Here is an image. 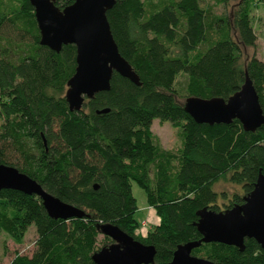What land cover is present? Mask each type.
Instances as JSON below:
<instances>
[{"label": "trees", "instance_id": "trees-1", "mask_svg": "<svg viewBox=\"0 0 264 264\" xmlns=\"http://www.w3.org/2000/svg\"><path fill=\"white\" fill-rule=\"evenodd\" d=\"M73 3L55 4L65 9ZM256 3L117 0L107 17L141 85L114 73L110 91L72 112L66 93L77 68L76 47L57 53L41 45L30 0H0V164L85 213L56 220L38 196L1 191L0 230L18 244L32 226L37 234L32 256L17 255L10 264H95L93 256L113 243L101 232L106 224L154 246L155 264H171L179 246L202 240L198 213L243 204L264 176V126L246 132L238 120L198 124L174 87L184 74L188 97L227 101L248 75L264 110V61L247 54L257 46ZM230 6L229 15L215 13ZM156 120L182 131L179 153L159 149ZM133 182L160 219L145 238L137 235ZM222 182L239 191L219 193ZM192 254L216 264H264V248L254 239L245 240L244 251L203 243Z\"/></svg>", "mask_w": 264, "mask_h": 264}, {"label": "water", "instance_id": "water-1", "mask_svg": "<svg viewBox=\"0 0 264 264\" xmlns=\"http://www.w3.org/2000/svg\"><path fill=\"white\" fill-rule=\"evenodd\" d=\"M57 0H30L41 34V45L59 53L64 46L77 49V68L69 80L66 99L70 110L80 111L86 100L111 90L114 73L140 86V78L121 55L114 39L107 13L117 0H74L65 9ZM186 112L198 124L229 125L238 120L246 132L264 126V110L253 82L246 76L241 90L227 101L222 98L188 97ZM108 110L103 111L106 113ZM47 146L46 141H44ZM16 190L38 196L53 219L84 218L85 213L47 193L41 185L16 168L0 164V192ZM243 204L224 212L204 209L196 224L202 235L199 242L179 246L171 264H216L192 253L203 243H219L245 250V240L254 239L264 248V176L260 175L254 191L243 198ZM101 232L113 243L93 256L95 264H155L156 248L145 245L112 224Z\"/></svg>", "mask_w": 264, "mask_h": 264}, {"label": "rangeland", "instance_id": "rangeland-1", "mask_svg": "<svg viewBox=\"0 0 264 264\" xmlns=\"http://www.w3.org/2000/svg\"><path fill=\"white\" fill-rule=\"evenodd\" d=\"M255 11L253 13V24L256 34L258 36L257 46L255 49H247L249 56L255 55L259 60L264 61V0H256ZM238 1L233 2L231 5L235 6ZM227 10L223 7L215 8V13L218 15L230 14L231 7ZM187 82L186 75L181 74L176 79L175 91L179 95V100L185 103L187 96ZM1 125V122H0ZM156 143L159 149L163 152L179 153L183 146V134L180 129L173 126L172 123H161L159 120L154 121L152 126ZM216 190L219 193L227 192L232 195L238 192L239 189L229 183H219L216 185ZM133 196L137 200L139 211L137 213V220L140 223L139 232L137 235L145 238L149 231L155 226L160 224V219L157 213L148 206L146 192L135 182L132 183ZM220 206L224 207V200L220 199ZM37 240L36 228L32 226L27 235L23 239V243L18 244L8 237L0 230V264H10L17 255L32 256L35 250V242ZM99 247L105 245V237L100 236Z\"/></svg>", "mask_w": 264, "mask_h": 264}]
</instances>
